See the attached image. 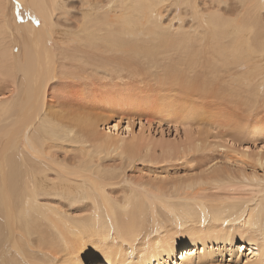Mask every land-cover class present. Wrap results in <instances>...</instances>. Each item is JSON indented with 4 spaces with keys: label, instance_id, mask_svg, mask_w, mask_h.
<instances>
[{
    "label": "bare ground",
    "instance_id": "bare-ground-1",
    "mask_svg": "<svg viewBox=\"0 0 264 264\" xmlns=\"http://www.w3.org/2000/svg\"><path fill=\"white\" fill-rule=\"evenodd\" d=\"M93 1L83 3L91 9L83 12L84 17L72 27L86 38L78 48L67 49L63 45L71 42L64 41L59 34L61 30L66 35L70 28L60 23L61 19L67 23L71 19L66 0H18L14 4L0 0V92L4 90L1 85L7 82L10 84L7 92L13 93L11 99L7 97L8 100L0 102V261L2 264H85L86 260L101 258L105 264H148L153 259L157 264H170L176 258L192 264L198 257L194 264H213L214 253L208 251L211 244H221L226 250L231 249L229 253L236 254L232 250L240 241L244 243L242 248H250L255 263L264 264V216L258 218L252 210L251 228H228L237 221L235 216L242 213L240 202H211L207 206L176 193L177 196L169 197L171 201L167 199L157 209L135 195L127 194L122 199L107 196L106 186H112L114 179L109 174L116 176V173L102 169L101 162L110 156L132 162L138 157L135 146L139 143L126 141L133 133L132 123L126 127L127 136L124 132L120 134L119 125L103 135L99 133L100 124L95 115H86L93 108L89 101L96 92L102 95L106 91L124 92L127 86L125 90L120 86L127 82L132 83L129 84L132 89L133 84L152 85L150 88L161 94L157 96L163 105L161 114L169 117L183 99L189 103L213 99L224 106L222 103L232 101L235 108L218 111L224 119L238 116V111L245 118L257 115L259 108L254 98L258 99L259 92L251 90L253 103L243 94L253 80L263 83L259 76L252 75L250 79L251 74L246 70L254 66L255 60L264 63V1L228 0L226 5L223 0L209 2L216 12H210L208 26L220 50L211 56V73L206 72L205 56L191 48L192 43L177 31L173 33L160 26L158 19L154 21V10L168 0ZM198 1L174 2L196 9L201 6ZM15 4L21 9L15 8ZM223 10L226 16L230 11L238 14L235 19L227 20ZM141 32L145 35L141 36ZM231 65L237 75L222 79V88L217 79L225 73L218 66L228 70ZM259 83L262 89L264 83ZM220 90L221 96L216 92ZM237 103H242L240 108ZM244 120V125L236 126L242 132L249 125L248 119ZM61 139L79 144L72 153L76 157L69 161L56 159ZM166 149V155L171 156L174 150ZM50 175L55 177L50 180ZM57 192L68 199L90 201L86 206L88 214L69 220L60 211L41 206V196ZM207 215H215L214 221L222 222L203 229L202 221ZM159 217L172 223V231L165 237H152L158 231L155 224L160 223ZM178 224L181 226L177 227ZM196 224L201 227H195ZM184 226L187 229H179ZM111 232L115 238L109 242L106 239ZM181 235L187 237L181 244L194 245L177 254ZM50 242L55 245L52 251L47 248Z\"/></svg>",
    "mask_w": 264,
    "mask_h": 264
},
{
    "label": "rangeland",
    "instance_id": "rangeland-1",
    "mask_svg": "<svg viewBox=\"0 0 264 264\" xmlns=\"http://www.w3.org/2000/svg\"><path fill=\"white\" fill-rule=\"evenodd\" d=\"M66 1L69 3V8H71V19L68 23L65 19H61L60 23H62V27L70 25V28L67 29L69 33L66 31V35L61 33L60 30L59 34L61 37H59L66 42L68 41V43L71 42V45L67 43L64 44V48L73 49L78 48L80 46V41L86 37L81 33H79V35L72 27H76L78 21L84 17L83 12L85 13L89 8H86L87 6L85 4L83 6V3L91 0ZM174 1L177 2L178 0H168L159 4L152 14L154 21L158 19L160 26L162 25L163 28L173 33L177 31L176 33L180 34L183 39L192 43L194 46L191 48H194L197 53L205 56L206 72L211 73V65L213 63L211 56L220 53V50L214 43L213 33L209 30L208 26L210 12H216L215 9L210 8L209 2L211 0H199L198 3H201V6H197L196 9H191L192 7L188 5H181ZM227 1L228 0H223V5H226L228 3ZM235 1L236 0H232V3ZM10 2L14 4L18 2V0H10ZM93 2H101V0H95ZM174 4L178 5L176 6ZM18 7H16L15 4V8L20 10V6ZM191 12L194 13L193 16L195 18L191 16ZM27 14L28 12L23 13V17L27 16ZM159 14L160 16H158ZM222 14L225 19L233 20L238 13L230 11L228 12L229 15L226 16V12L223 10ZM159 17L162 19L160 20ZM130 32H133V28H130ZM140 34L143 36L145 32H141ZM74 35H76V37ZM69 36L71 39H74L76 43L73 42V40L70 41L71 39ZM140 38L142 39V37ZM53 48H56V44L53 45ZM92 61L93 60L90 62ZM178 61L179 59H177V62ZM253 62L254 66L248 67L249 70L247 69L248 71L246 70V72L251 74L249 75L250 79H252L253 76H259L260 82L263 81L264 83V63H259L258 60ZM218 69L225 73L222 78L219 77L217 79L222 88L224 84L222 79H227L230 75H237V70L233 69L232 65L228 67V70L223 66H218ZM252 71H254V73ZM241 74L242 76L244 75V73ZM99 79H102L101 76ZM256 80H253L254 84L251 83L252 85L249 86L250 89L246 88L247 91L243 94L245 99H251L250 101L253 103L251 98L253 92H251V90H257L259 92L258 99L255 100L254 98V103L258 106L259 111L257 115H253L251 118L249 117L250 119L245 118L239 111L237 112L238 116L230 115V117L224 119V115L218 114V111H223L225 108L226 110L228 108H235L236 105H234L232 101L231 103H228V101L222 103L225 104V106L219 105L221 102L216 104L213 99H209L210 103L208 99L207 102L204 100V102L196 101L193 103H189V101L183 99V103L174 106L172 117L166 116V114H161L162 109L160 107L163 105L161 100L157 99V96L161 94H157L154 88H150L152 85L133 84V90L129 85L132 83L127 82L124 83L125 86L123 84H121L122 87L120 86L122 90H125L127 86L124 92H113L111 94V91H106V94L103 92L105 95L96 92L94 94L95 98L92 97L93 101H89L90 104L93 105V108L90 112H86V115H95V119L100 124L99 133L106 135V133H110V130H113L111 128L115 125H119L121 128L120 134L124 132V136H127L126 127L128 124L132 123L133 133L128 136L126 141L128 144H131V142L136 144L139 143L137 147L135 146V148L138 149V157L132 162L123 161L120 157L116 156L104 158L101 162L102 169L112 172L115 171L116 173V176L109 174V176L114 179L111 182L113 183L112 186H106L107 196L114 199H122L127 194L128 196L135 195L140 201H148L150 205L155 206L157 209H160V204L166 203L167 199L171 201V198H174L177 194L179 197L181 196V198H186L188 195V198H192L195 202L207 206H211V202H213V204L220 201L240 202L241 204L239 207H242V213H240L239 216H235V220L237 221L230 223L233 225L228 226V228H239L240 226H245L248 229L251 228L252 220L249 216L252 210H255V215L258 218L264 216L262 212L264 206V133H260V131L264 132V84ZM258 83L263 84L262 89L258 87ZM9 86L10 84L7 82L1 85L4 90L1 91L0 94L7 92ZM120 88L117 89V91L120 90ZM216 92L219 96L223 93L221 90ZM12 94L7 92V94L0 95V102L3 101V99H11ZM185 102H188L187 105H184ZM237 105L240 108L242 103H237ZM246 115L248 116V113H246ZM244 119H248L246 124L249 123V125L247 126L248 128L246 127V130L242 132L236 126L240 123L244 125ZM60 143L59 145L63 148L61 149L60 147V149L57 150L56 159H60V161H65L67 159V161H69L71 158L76 157L74 156L76 154L72 153L79 148V144L68 143L64 139H61ZM168 147L174 150L171 156L166 155L165 151H167L166 148ZM20 150H23V148H20ZM67 151H69V154ZM187 154H189L190 157H185ZM97 176L101 177L100 175ZM97 176L95 179L98 178ZM104 176L105 175H103V177ZM53 177L55 176L50 175V180H52L51 178ZM99 180L101 181V179ZM189 187L193 188L190 189ZM39 199L42 207L60 211V215L69 220L84 218L89 210V207L87 208L86 206L91 204L90 201L81 200L80 198L68 199L65 194H59L58 192L55 195L52 194V196H41ZM213 206L215 207V205ZM34 207L37 208L38 206L34 205ZM57 216L59 217V214H57ZM216 217L215 215H207L204 221H202L205 224L203 229H211L212 225L222 222L220 220L214 221ZM159 221V224H155L158 231L152 234V237H165L172 231V223L168 222L165 217H159ZM178 226H181V224H178L177 227ZM194 226L197 228L201 227L200 224ZM179 229H187V226L179 227ZM203 231L207 232V230ZM114 238L115 233L111 232L106 240L111 242ZM185 239H187V237L181 235V238L177 240L180 242L177 243V254L193 248V243L188 242L181 244V242H185ZM243 246V242H236L232 250L237 251L236 254L229 253L231 249L228 248V250H226L221 244H211V246L208 247V251L214 253L213 264H263L255 263L250 248L247 247V249H245L242 248ZM47 248L48 251H52L55 249V245L51 243L47 245ZM200 249L202 250V248ZM0 253H2V248H0ZM7 253H9V251ZM8 255L10 256L11 252ZM179 258L180 256H178V259ZM197 260L198 257L196 259L194 258L192 264L197 262ZM152 261L148 264H157L156 259ZM171 261L170 264H174L175 261L177 264H184L181 260L177 261L176 258ZM103 263L105 264L104 260L101 258L85 261V264ZM0 264H2L1 261Z\"/></svg>",
    "mask_w": 264,
    "mask_h": 264
}]
</instances>
